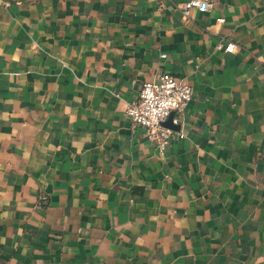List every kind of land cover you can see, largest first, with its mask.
I'll use <instances>...</instances> for the list:
<instances>
[{
  "label": "crops",
  "instance_id": "obj_1",
  "mask_svg": "<svg viewBox=\"0 0 264 264\" xmlns=\"http://www.w3.org/2000/svg\"><path fill=\"white\" fill-rule=\"evenodd\" d=\"M187 1L0 0V264H264V0ZM163 71L161 153L125 110Z\"/></svg>",
  "mask_w": 264,
  "mask_h": 264
},
{
  "label": "built area",
  "instance_id": "obj_2",
  "mask_svg": "<svg viewBox=\"0 0 264 264\" xmlns=\"http://www.w3.org/2000/svg\"><path fill=\"white\" fill-rule=\"evenodd\" d=\"M212 0H188L185 3V14L188 9L196 8L205 12L213 7ZM218 21H223L219 19ZM236 44L228 42L223 45L216 44V49L224 52H233ZM162 54L161 57H165ZM193 96V87L185 81L179 80L171 73L163 71L154 79L145 81L139 91L138 97L126 107V113L131 118L133 125L140 126L143 134L154 141L161 153L169 145L174 135L183 137L182 133L164 127L162 123L172 111L181 112L185 109ZM177 123V119L172 120Z\"/></svg>",
  "mask_w": 264,
  "mask_h": 264
},
{
  "label": "water",
  "instance_id": "obj_3",
  "mask_svg": "<svg viewBox=\"0 0 264 264\" xmlns=\"http://www.w3.org/2000/svg\"><path fill=\"white\" fill-rule=\"evenodd\" d=\"M172 116H173V113L171 112L168 118L162 123L164 127H168L171 129H175L177 127L176 125L172 123Z\"/></svg>",
  "mask_w": 264,
  "mask_h": 264
}]
</instances>
